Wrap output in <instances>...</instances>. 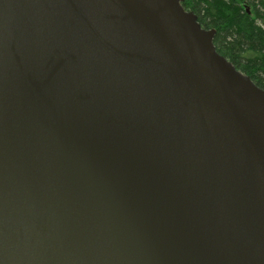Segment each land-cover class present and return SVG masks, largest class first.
I'll list each match as a JSON object with an SVG mask.
<instances>
[{
  "label": "water",
  "instance_id": "1",
  "mask_svg": "<svg viewBox=\"0 0 264 264\" xmlns=\"http://www.w3.org/2000/svg\"><path fill=\"white\" fill-rule=\"evenodd\" d=\"M184 0H0V264H264V90Z\"/></svg>",
  "mask_w": 264,
  "mask_h": 264
},
{
  "label": "trees",
  "instance_id": "2",
  "mask_svg": "<svg viewBox=\"0 0 264 264\" xmlns=\"http://www.w3.org/2000/svg\"><path fill=\"white\" fill-rule=\"evenodd\" d=\"M213 44L238 71L264 90V0H184Z\"/></svg>",
  "mask_w": 264,
  "mask_h": 264
}]
</instances>
